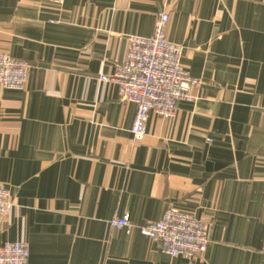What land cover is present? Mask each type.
Listing matches in <instances>:
<instances>
[{"label": "crops", "instance_id": "obj_1", "mask_svg": "<svg viewBox=\"0 0 264 264\" xmlns=\"http://www.w3.org/2000/svg\"><path fill=\"white\" fill-rule=\"evenodd\" d=\"M0 0V54L27 61L23 91L0 88V183L14 209L0 247L29 264H264V0ZM166 34L202 82L176 115L150 116L112 76L131 36ZM176 208L209 230L206 253L171 258L138 230Z\"/></svg>", "mask_w": 264, "mask_h": 264}, {"label": "built area", "instance_id": "obj_2", "mask_svg": "<svg viewBox=\"0 0 264 264\" xmlns=\"http://www.w3.org/2000/svg\"><path fill=\"white\" fill-rule=\"evenodd\" d=\"M63 5V0H49ZM170 17L167 12L158 14L153 35L131 36L128 51L122 63L115 65L112 76L100 75L102 83H113L118 97L124 103L136 106L131 134L136 142L144 140L152 114L163 119L176 115L178 103L196 100L195 90L202 82L183 68V47L170 42L166 30ZM31 65L24 60L0 54V88L23 91L29 81ZM14 209L9 189L0 183V218L9 217ZM114 230H124L131 235L138 230L143 236L161 246L171 258L193 261L206 253L209 244L207 226L193 215L170 207L163 217L153 223L136 225L129 215L114 217L109 221ZM264 252V238L263 248ZM29 246L23 241L7 243L0 247V264H29Z\"/></svg>", "mask_w": 264, "mask_h": 264}]
</instances>
